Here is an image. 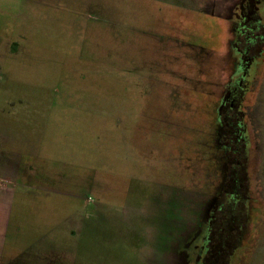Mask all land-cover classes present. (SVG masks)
Listing matches in <instances>:
<instances>
[{
  "label": "rangeland",
  "instance_id": "obj_1",
  "mask_svg": "<svg viewBox=\"0 0 264 264\" xmlns=\"http://www.w3.org/2000/svg\"><path fill=\"white\" fill-rule=\"evenodd\" d=\"M235 2L0 0V264H189L225 161L251 209L217 213L210 254L264 264V83L243 96L247 167L216 134Z\"/></svg>",
  "mask_w": 264,
  "mask_h": 264
},
{
  "label": "flooded vegetation",
  "instance_id": "obj_2",
  "mask_svg": "<svg viewBox=\"0 0 264 264\" xmlns=\"http://www.w3.org/2000/svg\"><path fill=\"white\" fill-rule=\"evenodd\" d=\"M228 20L230 21L232 32L229 54L232 65L226 83V91L217 107L216 130L219 131V146H222L224 154L227 149L230 150L229 146L225 144L226 140L238 139L241 144L245 145V154L248 159L251 143H253V140L258 143V137L256 136L255 138L253 135L250 139L248 127L243 121L242 101L247 87H254L259 83H264V0H237L230 6ZM226 162L224 165H226ZM223 171L222 184L215 197H213V202L207 208V223L203 224L202 228L199 227L201 229L193 239L194 244L190 251L191 260L189 264H204L208 259L210 260L209 263L212 264H232L231 255L236 253L240 247L239 244L242 241L245 224L241 225L239 229L240 234L238 235L237 244L234 242L231 247L230 245H221V249L225 248V253H229V257L231 256L229 262H221L226 260V256H220L218 254L219 251L212 255L210 254L212 249L210 235L215 225L213 221L224 205L232 203L235 206L242 203L245 209V223L248 221L251 209L249 201L252 199V193L249 187L244 189L243 183H241L235 186V190H228L225 185L227 178L225 176L226 167ZM226 216L228 217L229 215L226 214ZM228 246L230 248L227 250ZM221 251L223 252V250Z\"/></svg>",
  "mask_w": 264,
  "mask_h": 264
},
{
  "label": "trees",
  "instance_id": "obj_3",
  "mask_svg": "<svg viewBox=\"0 0 264 264\" xmlns=\"http://www.w3.org/2000/svg\"><path fill=\"white\" fill-rule=\"evenodd\" d=\"M217 132H216V134L217 135H219V131L218 130H216ZM222 131V130H221ZM234 139V138H233ZM226 142H228V146H229V149L230 150H226L225 152H226V154L227 153H229V152H231V150H232V145H235V147L238 149V148H240V145L242 146L243 144H241V142L237 139V140H226ZM227 145H226V147H227ZM244 146V153H245V145H243ZM233 152L234 153H236V149L234 150L233 149ZM225 159H227V157L225 158ZM227 164H228V161L226 162V165H225V167L227 166ZM244 166H246L247 167V156H246V154H245V163H244ZM227 170V169H226ZM226 178V177H225ZM235 178H237L236 180H235ZM246 181H248L247 179H246ZM246 181H244V180H242L240 177H239V172H237V171H235L234 172V175H233V185H234V189L233 190H235V186H238V185H240L241 183H245ZM225 185H226V183H225ZM228 190H230V191H233L232 189H228ZM229 205H232V206H234L232 203H230V204H227V205H224V207L221 209V211H219V217H218V220L219 221H222V219L224 218V217H226V221H227V219L229 218V217H227L226 216V214L228 213V211H224V209L226 208V206H229ZM240 207V206H242V203L241 204H236L234 207ZM244 216H245V212H244ZM213 224H215V225H218L219 226V224L217 223V216H216V218H215V220L213 221ZM220 227V226H219Z\"/></svg>",
  "mask_w": 264,
  "mask_h": 264
},
{
  "label": "crops",
  "instance_id": "obj_4",
  "mask_svg": "<svg viewBox=\"0 0 264 264\" xmlns=\"http://www.w3.org/2000/svg\"><path fill=\"white\" fill-rule=\"evenodd\" d=\"M7 186V185H6ZM4 190V188H3ZM0 190V238L6 239L10 226V211L9 201L11 197L6 198V194H2ZM8 193V192H7ZM2 243H0L1 245Z\"/></svg>",
  "mask_w": 264,
  "mask_h": 264
}]
</instances>
